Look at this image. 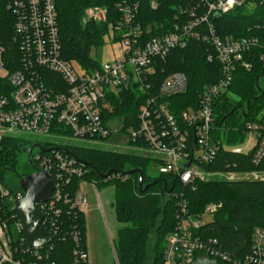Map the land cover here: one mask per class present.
I'll return each instance as SVG.
<instances>
[{
	"label": "trees",
	"instance_id": "trees-1",
	"mask_svg": "<svg viewBox=\"0 0 264 264\" xmlns=\"http://www.w3.org/2000/svg\"><path fill=\"white\" fill-rule=\"evenodd\" d=\"M117 1L54 0L60 57L87 68L97 67L99 62L91 56L93 49L104 43L106 35L113 42L120 38L115 31L121 21ZM136 1L139 2V9L135 22L144 28L146 38L169 32L175 24H185L192 18L193 9L200 10L197 9L199 0H154L157 2L156 8L151 7L153 0ZM93 6L106 8L103 21L85 18L86 8ZM18 19L19 9L14 0H0V46L4 48L3 59L10 71L19 67L21 57V38L16 32ZM210 22L221 38L251 36L258 38L259 43L243 53L241 61L235 65L228 91L214 101L211 135L222 144L216 149L212 160L203 165V169L212 173H260L264 171V166L253 164V148L248 152H235L233 149L244 142L247 123H256L258 129L264 131V0H249L228 12L210 16ZM204 26L201 25V28ZM207 46L204 41L189 38L185 48L172 49L165 58L157 57L153 61V72L148 80V92L151 94L157 92L160 82L168 74L180 71L188 78L187 91L165 99L176 118L187 105L197 102L205 85L215 82L219 76V70L207 58ZM47 73L50 76L47 78L49 85H56L54 82H58V75L51 71ZM3 81L0 78V86L4 84ZM230 91L237 99L229 96ZM143 99L144 93H137L134 87L118 96H110L112 110L106 112L104 118L106 115L122 117L121 132L126 133L130 126L137 125V109ZM60 131L67 132L65 129ZM33 142L39 141H30L28 145ZM41 144L42 149L49 150H38L37 153L50 154L53 150H60L75 158L83 171L80 176L64 173L68 182L62 186V197L54 203L53 210L57 213L51 214L56 218L58 231L49 236L45 226L41 225L48 241L38 250L39 256L28 250L25 264H74L76 243L73 233L86 251L85 214L72 207L69 199L85 179L95 184L114 186L112 205L117 219L124 224L119 228L114 242L117 264H147L149 253L152 256L150 264H163L166 237L175 226L173 195L176 192H183L188 211L194 216H198L206 204H217L212 218L200 224L194 233L208 240L214 239L213 245L228 254L231 261L238 262L250 252V238L255 227L264 229V178L198 180L192 188L183 186L169 174L160 173L156 178L148 176L146 166L150 160H154L148 154L63 143ZM128 144L136 146L142 145V142L129 140ZM28 145L20 137H0V183L8 191V196L0 192V220H9V223L14 218L9 195L23 193L19 180L37 169L34 153L28 159L26 152L22 151ZM93 168L101 173L109 170H114V173L100 179ZM134 169L142 171L141 188L138 186V173H127ZM154 180V184L144 189L145 184ZM216 263L232 264L220 260Z\"/></svg>",
	"mask_w": 264,
	"mask_h": 264
},
{
	"label": "built area",
	"instance_id": "built-area-1",
	"mask_svg": "<svg viewBox=\"0 0 264 264\" xmlns=\"http://www.w3.org/2000/svg\"><path fill=\"white\" fill-rule=\"evenodd\" d=\"M248 2L199 0L197 9L200 10L193 9L192 18L185 24H175L169 32L146 38L144 28L135 22L139 2L118 0L116 7L121 13V21L115 30L120 37L117 40L120 43L117 56L114 61L99 62L97 67L87 68L60 57L54 0H14L19 9L16 32L21 38V57L19 67L10 71L3 59L4 48L0 46V78L4 80L0 86V137H19L21 132H26L35 136L105 139L113 133L111 121L116 119L108 115L104 118V114L112 110L110 96H118L134 87L137 93H144V99L137 109V125L127 129L125 139L142 142V145L131 148L148 155L154 153L153 159L160 163V173L172 175L183 186L194 188L196 181H205L209 176L219 174L203 169V165L212 160L216 149L222 144L211 135L214 101L228 91L235 65L241 61L243 53L259 43L258 38L251 36L219 37L210 16L228 12ZM151 7L156 8L157 2L153 0ZM84 14L87 19L103 21L106 8L88 7ZM201 25L205 26L201 28ZM189 38L208 45L207 58L217 67L219 76L215 82L205 85L197 102L187 105L176 118L165 99L187 91V76L180 71L168 74L155 94L148 92V80L153 72L154 59L165 58L172 49L185 48ZM76 66L80 67V71ZM48 71L58 75V82H54L56 85H49ZM62 129L67 132L60 131ZM246 130L256 140L252 162L264 166V131L258 129L256 123H247ZM233 150L243 151L237 146ZM35 158L37 169L47 171L54 185L53 198L35 204L37 211L43 215L39 226L44 225L48 235L52 236L58 231L56 218L51 215L57 213L53 210L54 203L62 197V186L68 182L64 173L80 176L83 170L75 158L57 149L50 154L36 152ZM186 163L189 165L186 166ZM229 174L231 177L228 180L248 179L249 174L263 175L264 171ZM0 192L8 196L1 183ZM22 195L17 192L14 196L9 195V199L13 202ZM173 196L176 205L175 226L166 237L163 264H196L198 257L232 264H264L263 228L253 229L250 252L238 262L231 261L228 254L213 245L214 239L208 240L194 233V229L203 223V217H212L217 204H206L202 212L194 216L188 211L183 192H176ZM69 199L71 206L79 210L87 202L80 189ZM12 215L11 223L0 220V264H25L27 251L38 255L41 248L27 247L22 222L14 213ZM73 235L76 243L74 264H88L87 252L79 245L76 234ZM45 239L47 242L46 236Z\"/></svg>",
	"mask_w": 264,
	"mask_h": 264
},
{
	"label": "rangeland",
	"instance_id": "rangeland-1",
	"mask_svg": "<svg viewBox=\"0 0 264 264\" xmlns=\"http://www.w3.org/2000/svg\"><path fill=\"white\" fill-rule=\"evenodd\" d=\"M120 47L118 41L113 42L109 35L104 37V43L92 51V58L97 62L114 61L116 58L117 50ZM80 71V67L76 66ZM229 96L236 98L237 96L230 91ZM122 117H116L111 121L113 133L111 136L104 140L97 139H83L73 138L69 136H49V135H31L26 132H21L19 137L25 141L26 144L30 141L39 142H57L63 144H71L83 147H93L102 150H112L118 152H133L139 154H146L141 150L131 148L128 144V140L125 139L124 133L121 132ZM256 143L255 138L252 135H246L243 143L237 147L245 152L252 150ZM37 150L34 151V155ZM152 154V156H151ZM154 153L149 155L153 158ZM23 160V159H22ZM146 174L151 178H156L160 174V163L156 160H150L146 166ZM231 175L229 173H219L209 176L207 179H229ZM248 179H260L264 178L263 175L249 174ZM81 186L85 191L87 203L84 206L85 212V226H86V252L88 264H117L114 242L117 238V232L124 224L120 222L115 214L114 207L112 205L114 198V186L112 184L102 185L95 184L91 180H83ZM211 216L203 217V222H207L211 219ZM151 253H149L148 262L151 261ZM196 264H217L215 260L211 258L198 257Z\"/></svg>",
	"mask_w": 264,
	"mask_h": 264
},
{
	"label": "water",
	"instance_id": "water-1",
	"mask_svg": "<svg viewBox=\"0 0 264 264\" xmlns=\"http://www.w3.org/2000/svg\"><path fill=\"white\" fill-rule=\"evenodd\" d=\"M34 147H38L40 152L48 151L49 149H42L40 144L34 143L28 147H23L22 151L26 152L28 159H30L31 151ZM189 163H186L188 166ZM93 170H95L93 168ZM98 178L105 179L110 174L114 173V170H109L106 173H101L95 170ZM138 173V186H143L142 171L138 169L127 171V173ZM156 180L144 185L146 189L149 185H152ZM20 189L23 195L16 198L12 202L11 211L14 213L22 222V232L25 236L26 245L29 249L42 248L46 243L44 233L40 229V223L43 219L42 213L38 212L35 208L37 202H45L53 198L54 185L51 180L50 174L47 171H41L34 169L32 172L22 177L19 180ZM21 204L28 210L26 216L25 211L21 209Z\"/></svg>",
	"mask_w": 264,
	"mask_h": 264
},
{
	"label": "flooded vegetation",
	"instance_id": "flooded-vegetation-1",
	"mask_svg": "<svg viewBox=\"0 0 264 264\" xmlns=\"http://www.w3.org/2000/svg\"><path fill=\"white\" fill-rule=\"evenodd\" d=\"M34 143H39V142H33L32 144H34ZM40 144V143H39ZM31 145V144H30ZM41 145V144H40ZM29 146V145H28ZM28 146H26V147H28ZM35 150H38V147H34L33 149H32V151H31V153H34V151Z\"/></svg>",
	"mask_w": 264,
	"mask_h": 264
},
{
	"label": "clouds",
	"instance_id": "clouds-1",
	"mask_svg": "<svg viewBox=\"0 0 264 264\" xmlns=\"http://www.w3.org/2000/svg\"><path fill=\"white\" fill-rule=\"evenodd\" d=\"M21 209L25 211L26 216L28 215V210L24 208V205L21 204Z\"/></svg>",
	"mask_w": 264,
	"mask_h": 264
},
{
	"label": "crops",
	"instance_id": "crops-1",
	"mask_svg": "<svg viewBox=\"0 0 264 264\" xmlns=\"http://www.w3.org/2000/svg\"><path fill=\"white\" fill-rule=\"evenodd\" d=\"M80 190L85 194V191L83 190V188H82V186H81V184H80ZM85 196H86V194H85ZM87 199V198H86ZM87 203V202H86ZM84 208V207H83ZM82 208V211L84 212V209ZM84 214H85V212H84Z\"/></svg>",
	"mask_w": 264,
	"mask_h": 264
}]
</instances>
